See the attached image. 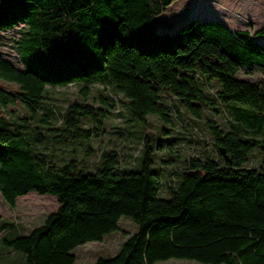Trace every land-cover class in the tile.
<instances>
[{"label":"trees","instance_id":"obj_1","mask_svg":"<svg viewBox=\"0 0 264 264\" xmlns=\"http://www.w3.org/2000/svg\"><path fill=\"white\" fill-rule=\"evenodd\" d=\"M176 1L0 0V32L21 27L23 63L0 53V193L13 206L32 191L59 202L28 235L3 239L28 264H75V248L119 230L124 216L137 231L95 264H264V165L246 167L255 149L264 154V79L239 77L264 74V45L255 40L264 28L252 34L192 19L158 30L156 18ZM72 84L82 100L62 120L39 113L49 90ZM93 90L99 106L89 102ZM105 91L122 96L129 121L163 124L155 144L144 135L140 170L115 148L97 152L94 170L77 160L94 155L91 143L119 105ZM184 114L205 126V152L178 159L168 126Z\"/></svg>","mask_w":264,"mask_h":264},{"label":"rangeland","instance_id":"obj_2","mask_svg":"<svg viewBox=\"0 0 264 264\" xmlns=\"http://www.w3.org/2000/svg\"><path fill=\"white\" fill-rule=\"evenodd\" d=\"M192 19L215 20L234 31L248 29L254 34L264 28V0H177L167 8L162 16L156 18V24L160 31L173 32ZM20 28L8 32H0V53L16 66L22 68L23 63L20 61L17 48V41H19L21 36ZM255 40L264 45V35L255 37ZM239 77L255 81L259 78L264 79V74L256 71L253 75H249L244 69ZM3 86L6 88H17L16 85L11 83H3ZM79 90L80 87L76 84L49 90L47 98L43 101V108L39 110V113L44 112L49 115H56L62 120V113L65 112L67 106L73 101L82 100ZM104 94L112 97L119 105L105 123L106 132L91 143L96 153L86 156L85 154L79 155L77 160L81 163L84 162L88 169L94 170L96 167L95 161L98 159L97 152L99 153L106 148H115L121 152L123 158L128 160V163L124 160L125 166L134 165L135 157L137 163L135 170H140L145 158V150L142 149L144 135L146 133L151 135L152 139H150L149 144H155L162 137L161 128L163 124L154 116L150 118L148 126L141 121H129V112L127 113L123 110V105L120 103L122 96L111 94L109 91H105ZM93 96H95V100ZM97 98L98 95L93 90L89 102L94 106H99L100 101ZM14 109L16 113H20L22 116L26 113L20 105L14 106ZM126 110L128 111V108ZM120 113L123 114L120 115ZM7 115H10L9 110ZM182 119L176 118V125L174 127L168 126L171 136L174 135L179 138L176 145L177 148H174L180 151L177 158L202 155L205 150L204 142L200 141V139H205L206 137L205 126L199 120L192 122L187 114H184ZM181 123H183L182 127ZM187 124H194L196 131L199 130L198 126L203 133H199V136L197 134H189L186 129L191 126ZM183 126H187V128ZM187 137H193L199 141L188 144L185 139ZM207 142L211 143L212 141L207 139ZM74 145L72 143L68 147L74 148ZM158 151L159 149L157 148L156 152L159 155L160 152ZM260 152V149H255V154L246 167L252 168L264 165V154ZM175 157L172 156L173 161L176 160ZM173 164L176 167L180 165L176 162ZM58 206V199L52 194L42 195L32 191L25 196L19 197L15 206H13L6 202L0 193V214L2 215L0 220V264H28L25 253L5 245L3 239L14 237L17 234L28 235L34 228L42 225L48 214L57 210ZM119 227V230L105 235L102 241H91L75 248L74 253L77 255L75 264H95L100 257L115 256L120 251L121 245L127 236L138 229L136 224L125 216L121 218ZM156 264L202 263L195 260L170 259Z\"/></svg>","mask_w":264,"mask_h":264},{"label":"water","instance_id":"obj_3","mask_svg":"<svg viewBox=\"0 0 264 264\" xmlns=\"http://www.w3.org/2000/svg\"><path fill=\"white\" fill-rule=\"evenodd\" d=\"M221 151H222L223 154H225V150L224 149H222Z\"/></svg>","mask_w":264,"mask_h":264}]
</instances>
